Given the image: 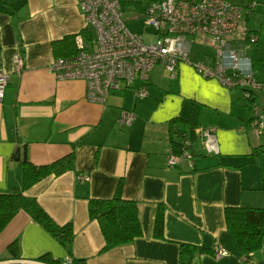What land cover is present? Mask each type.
Wrapping results in <instances>:
<instances>
[{"label":"crops","instance_id":"obj_1","mask_svg":"<svg viewBox=\"0 0 264 264\" xmlns=\"http://www.w3.org/2000/svg\"><path fill=\"white\" fill-rule=\"evenodd\" d=\"M83 22L76 0H0L1 59L9 75L0 102V192L20 187L23 154L42 165L73 151V169L50 174L23 193L57 224H72L76 258L86 264H179L181 244L219 245L225 255L196 253L191 264H248L224 219L226 206L264 207V150L247 127L241 89L179 62L173 77L156 66L146 81H136L134 88L147 91L141 99L131 88L110 94L105 103L90 102L83 80L56 79L47 69L57 57L52 42L80 32ZM206 48L193 45L191 59H210L213 50ZM16 53L19 72L12 63ZM122 109L134 113L128 126L117 124ZM184 121L214 127L217 151L207 152L194 132L192 158L168 166L171 140L190 138ZM80 174L88 179L78 181ZM119 181L122 196L137 204L141 234L101 251L104 238L88 216V199L110 198ZM158 205L161 237L153 234ZM42 256L62 264L70 259L58 239L20 209L0 231V264H52ZM249 260L264 264V229Z\"/></svg>","mask_w":264,"mask_h":264},{"label":"built area","instance_id":"obj_2","mask_svg":"<svg viewBox=\"0 0 264 264\" xmlns=\"http://www.w3.org/2000/svg\"><path fill=\"white\" fill-rule=\"evenodd\" d=\"M76 1L83 14V28L74 35L75 52L54 57L48 64V71L56 79H81L86 86V100L105 103L110 94L133 89L138 80L146 81L156 65L173 77L179 62L191 64L201 75L215 78L228 88L241 89L249 110L247 127L264 150V111L259 110L255 94L264 91V69H254L257 59L249 50L254 48L258 36L247 25L256 1L150 0L138 10L144 23L152 28L150 40L128 30L118 0ZM193 45L211 48L210 59L192 60ZM12 63L19 72L22 66L19 53L13 55ZM8 82L0 49V102ZM133 92L139 99L147 95L144 85L134 88ZM133 118L132 111L122 109L117 124L128 126ZM214 131L211 126L194 129L207 152L217 151ZM190 145V138L183 134L181 150L169 151L167 165L173 166L182 158L191 159ZM87 179V175H78V181ZM212 254L220 258L226 251L215 245ZM69 262L70 259L63 264Z\"/></svg>","mask_w":264,"mask_h":264},{"label":"trees","instance_id":"obj_3","mask_svg":"<svg viewBox=\"0 0 264 264\" xmlns=\"http://www.w3.org/2000/svg\"><path fill=\"white\" fill-rule=\"evenodd\" d=\"M128 2H133L138 8H141V4L137 0H129ZM249 31L256 33L254 29H250ZM74 35H66L52 42L53 51L56 56H67L75 52ZM258 42L257 39L253 43V46L257 47ZM177 120L173 119L170 123ZM184 125L188 128L192 144V141L196 138V134L194 133L196 124H188L184 121ZM182 132H177V134L181 137ZM171 142L172 150L179 152L181 150V138L179 140L172 139ZM19 165L21 166L20 187L13 188L9 192H0V231L17 211L23 209L35 223L42 226L58 239L70 258L69 264H86L84 259L73 256L72 241L74 232L72 224L70 222L57 224L34 199L26 197L23 193L31 185L50 174L58 175L66 170L73 169L74 152L71 151L51 163L42 165L31 163L26 159L25 154H23L19 160ZM87 211L89 218L95 219L98 222L103 235L104 245L101 251H107L115 246L128 243L141 234L137 204L134 200L125 199L122 196L121 181L118 182L110 198H89ZM224 219L226 228L232 234L243 258L249 259L250 254L259 249L262 243L264 207H252L248 205L226 206L224 208ZM162 227V206L158 205L153 221L154 236L161 237ZM9 250L14 253L13 243L9 245ZM204 252L212 253V249L181 244L179 264H191L196 253ZM42 259L52 264H62L59 260H51L48 256H42Z\"/></svg>","mask_w":264,"mask_h":264},{"label":"rangeland","instance_id":"obj_4","mask_svg":"<svg viewBox=\"0 0 264 264\" xmlns=\"http://www.w3.org/2000/svg\"><path fill=\"white\" fill-rule=\"evenodd\" d=\"M119 4L123 10L122 18L125 22L126 27L131 32L141 33L145 37V39H152L149 34L152 32V28L144 23L143 17L140 16L138 8L133 2L129 3V0H118ZM136 1V0H135ZM140 2L141 6H145L146 3L150 0H137ZM233 2H246L249 0H231ZM256 1V7L252 15L249 17L247 25L249 28L255 30V34L258 36V44L257 47L249 52L254 55L255 59H257V64H255V71L264 69V0H254ZM209 53L211 48H206ZM159 66V65H156ZM155 66V67H156ZM154 67V68H155ZM240 94V93H239ZM256 100L259 105V110L264 111V91H256ZM240 101L242 106L245 105L246 99L241 94ZM264 165V164H263Z\"/></svg>","mask_w":264,"mask_h":264},{"label":"water","instance_id":"obj_5","mask_svg":"<svg viewBox=\"0 0 264 264\" xmlns=\"http://www.w3.org/2000/svg\"><path fill=\"white\" fill-rule=\"evenodd\" d=\"M16 151H18V148L16 149Z\"/></svg>","mask_w":264,"mask_h":264}]
</instances>
